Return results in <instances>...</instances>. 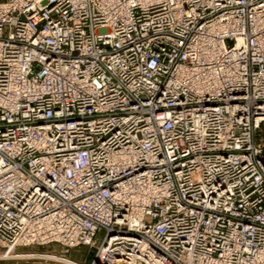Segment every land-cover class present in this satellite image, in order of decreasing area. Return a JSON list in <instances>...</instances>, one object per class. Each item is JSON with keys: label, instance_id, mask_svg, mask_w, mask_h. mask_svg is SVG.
<instances>
[{"label": "built area", "instance_id": "obj_1", "mask_svg": "<svg viewBox=\"0 0 264 264\" xmlns=\"http://www.w3.org/2000/svg\"><path fill=\"white\" fill-rule=\"evenodd\" d=\"M262 125L264 0H0L5 245L264 264Z\"/></svg>", "mask_w": 264, "mask_h": 264}, {"label": "rangeland", "instance_id": "obj_2", "mask_svg": "<svg viewBox=\"0 0 264 264\" xmlns=\"http://www.w3.org/2000/svg\"><path fill=\"white\" fill-rule=\"evenodd\" d=\"M255 141L262 145V157L264 158V125L256 133ZM103 237L104 232H99L95 245H80L75 248H66L57 243L11 247L0 241V264H63L47 260V257L54 258V260L63 259L74 264H90L96 256L97 248ZM2 257H7V259H2Z\"/></svg>", "mask_w": 264, "mask_h": 264}, {"label": "bare ground", "instance_id": "obj_3", "mask_svg": "<svg viewBox=\"0 0 264 264\" xmlns=\"http://www.w3.org/2000/svg\"><path fill=\"white\" fill-rule=\"evenodd\" d=\"M8 258H10V257H8ZM21 258V257H20ZM23 258V257H22ZM1 259V258H0ZM2 259H7V257H2ZM47 260L49 259V260H51V261H55V262H62L63 264H74V263H71V262H68V261H65V260H63V259H57V260H54V258H51V257H47L46 258ZM93 262V261H92ZM92 262L90 263V264H92Z\"/></svg>", "mask_w": 264, "mask_h": 264}]
</instances>
